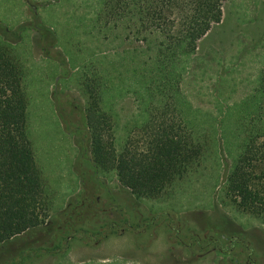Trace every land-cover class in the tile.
<instances>
[{"label":"rangeland","instance_id":"obj_1","mask_svg":"<svg viewBox=\"0 0 264 264\" xmlns=\"http://www.w3.org/2000/svg\"><path fill=\"white\" fill-rule=\"evenodd\" d=\"M105 1L0 0V43L26 69L28 132L52 200L44 225L0 244V264H264V219L222 194L242 123H264V0H226L222 21L169 70L159 35L137 39ZM96 87L117 149L140 139L154 94H174L184 131L206 143L201 165L157 199L98 171L87 125ZM109 235L119 239L102 244Z\"/></svg>","mask_w":264,"mask_h":264},{"label":"trees","instance_id":"obj_2","mask_svg":"<svg viewBox=\"0 0 264 264\" xmlns=\"http://www.w3.org/2000/svg\"><path fill=\"white\" fill-rule=\"evenodd\" d=\"M225 1L106 0L104 10L110 21L122 20L124 30H135L137 39L148 44L158 34L159 60L169 70L170 60L180 49H195L213 25L222 21ZM26 74L14 49L0 43V244L44 225L52 207L28 132ZM156 84L164 90L161 82ZM173 88L176 93L178 87ZM259 92L264 100V80ZM94 93L90 95L94 102L88 100L87 125L95 166L100 172L115 171L119 182L136 197L160 198L203 162L206 143L191 128L184 131L174 94L157 100L154 94L149 119L136 128L140 139L128 135L117 149L112 128L104 133L113 127L112 115L102 110L98 87ZM258 110L262 115L264 104ZM254 123L252 117L242 123L238 154L222 194L239 211L264 219V123L261 127Z\"/></svg>","mask_w":264,"mask_h":264},{"label":"crops","instance_id":"obj_3","mask_svg":"<svg viewBox=\"0 0 264 264\" xmlns=\"http://www.w3.org/2000/svg\"><path fill=\"white\" fill-rule=\"evenodd\" d=\"M215 25H218V23L217 24H215ZM215 25H213V27L210 29V31L205 35V36H207L212 30H213V28L215 27ZM204 36V37H205ZM203 39V38H202ZM123 235V234H122ZM105 237V238H104ZM103 237V240H102V244H106L107 243V241H109V240H111V239H119L118 237H113V236H104ZM217 259V258H216Z\"/></svg>","mask_w":264,"mask_h":264},{"label":"flooded vegetation","instance_id":"obj_4","mask_svg":"<svg viewBox=\"0 0 264 264\" xmlns=\"http://www.w3.org/2000/svg\"><path fill=\"white\" fill-rule=\"evenodd\" d=\"M103 239V238H102Z\"/></svg>","mask_w":264,"mask_h":264}]
</instances>
